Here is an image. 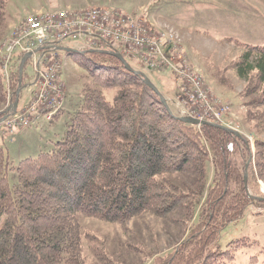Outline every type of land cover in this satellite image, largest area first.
Masks as SVG:
<instances>
[{"label":"trees","instance_id":"trees-1","mask_svg":"<svg viewBox=\"0 0 264 264\" xmlns=\"http://www.w3.org/2000/svg\"><path fill=\"white\" fill-rule=\"evenodd\" d=\"M6 1L0 0L3 29ZM224 41L242 51L231 69L248 84L240 127L255 133L254 152L244 136L179 120L116 57L67 52L84 73L64 136L16 164L0 146V264H122L115 260L118 251L83 232L82 219L123 226L146 213L163 218L178 210L191 222L172 249L146 253L152 263L232 261L230 249L214 247L220 230L253 201L264 205L243 182L249 158L248 174L264 182V138L258 137L264 130V45ZM20 59L16 54L12 61L8 86L0 74V118L8 91L17 89ZM126 242L125 248H135Z\"/></svg>","mask_w":264,"mask_h":264},{"label":"rangeland","instance_id":"rangeland-1","mask_svg":"<svg viewBox=\"0 0 264 264\" xmlns=\"http://www.w3.org/2000/svg\"><path fill=\"white\" fill-rule=\"evenodd\" d=\"M88 6L119 8L128 15L140 14L139 18L143 14L145 22L154 23L159 30H171L174 42L178 43V52L180 48L186 54L190 67L197 73H202L214 99L219 100V105L223 102L229 105L228 113L239 124L244 120L246 102L249 99L244 96V92L248 84L237 78L231 69L233 61L242 51L224 40L235 38L252 45H264V0H7L4 19L6 26H11L37 11L62 10L66 7L80 9ZM149 16L153 18L149 19ZM8 26L3 29L0 24V44L8 33L3 32ZM86 37L69 36L59 42L58 47L83 51ZM105 46V43H101L98 47L104 49ZM56 52L61 59L60 80L65 86L62 111L51 121L41 118L36 125L18 129L11 136L0 139L5 156L13 164L25 157H34L41 150H50L53 142L64 136L68 113L77 104L83 67L75 60L76 57L68 55L64 50L58 49ZM125 60L133 69L145 74L159 93L167 98L171 110L181 116L186 104L182 100L183 95H179L178 74L170 69L149 70L136 60ZM33 81V68L28 59L23 67L17 111L29 102L34 90ZM112 95V91L105 92L108 99ZM14 98L15 95L13 100ZM6 105L7 99L5 107ZM239 128L246 137L252 138L255 135L254 132L246 131L245 127ZM258 137L264 138V130L259 131ZM252 147L254 152V142ZM9 181H15L12 174ZM247 187L252 196L264 198L262 180L248 174ZM182 212L185 213L184 209ZM185 217L178 210L163 218L146 213L123 226L95 219H82V223L85 234L103 240L106 246L119 252L115 256L116 263L137 264L143 261L144 264H155L146 253L172 249L191 222ZM243 239L247 241L244 242ZM236 240L239 241L235 242ZM126 241L136 245L135 248H125L123 243H127ZM87 242L85 240L84 243L87 245ZM89 246L87 248L90 251ZM214 247L231 250L234 259L230 261L223 258L227 264H264V205L253 201L238 219L220 230ZM252 256L255 259H251ZM87 257L89 260L90 257Z\"/></svg>","mask_w":264,"mask_h":264},{"label":"built area","instance_id":"built-area-1","mask_svg":"<svg viewBox=\"0 0 264 264\" xmlns=\"http://www.w3.org/2000/svg\"><path fill=\"white\" fill-rule=\"evenodd\" d=\"M139 15L125 14L119 8L66 7L37 11L13 23L0 44V73L8 86L14 55L31 52L34 90L30 101L20 111L0 123V136H11L17 129L37 124L41 118L51 120L61 107L65 86L60 80L61 59L55 48L63 39L75 35L87 36L83 49L97 48L105 43L148 69L172 70L178 74L179 95H183L187 115L242 133L240 124L228 113L229 105L224 102L219 105V100L214 99L206 86L202 73L190 67L186 54L180 48L178 52L172 31L159 30L154 23L145 22L143 14L142 18ZM10 101L8 91L7 105ZM246 138L252 147L253 138Z\"/></svg>","mask_w":264,"mask_h":264},{"label":"water","instance_id":"water-1","mask_svg":"<svg viewBox=\"0 0 264 264\" xmlns=\"http://www.w3.org/2000/svg\"><path fill=\"white\" fill-rule=\"evenodd\" d=\"M59 50H64L65 52H70V51H74V52H77L76 50L74 49H66V48H58ZM88 53H95V52H100V53H105V54H109V55H112L114 57H116L118 60L121 61V63L123 64V66L128 70V71H131L137 75H139L144 83L150 87L160 98L162 104L166 107L167 111L170 113L171 110L169 109L168 105H167V101L166 99L164 98V96L159 93V91L157 90V88L155 87V85L150 81V79L145 75L143 74L142 72L140 71H137L135 69H133L125 60V58L115 49H112L110 48V50H96V49H91V50H88L87 51ZM30 56V53H27L25 54L21 60H20V63H19V66H18V72H19V77H18V87L15 91V98L13 100V102L3 111V116L0 118V122L3 121L7 116L11 115V114H14L16 112V109H17V105H18V96H19V92L21 90V77H22V68H23V65L26 61V59ZM179 120L185 122V123H189V124H193V125H197V124H200V125H203V124H212L218 128H221L223 130H226L228 132H232L220 125H216V124H213V123H209V122H206V121H201V122H198V120L192 118V117H188V116H179L178 117ZM233 134H235L236 136L238 137H241V135L237 132H232ZM252 159L249 158L248 161L245 163V166H244V172H243V182H244V188L246 189L247 192L248 191V187H247V175H248V165L250 163ZM254 198H256L257 200H260V201H264V198L262 197H256V196H253Z\"/></svg>","mask_w":264,"mask_h":264},{"label":"crops","instance_id":"crops-1","mask_svg":"<svg viewBox=\"0 0 264 264\" xmlns=\"http://www.w3.org/2000/svg\"><path fill=\"white\" fill-rule=\"evenodd\" d=\"M148 18L151 19V18H153V17L149 16ZM156 20H157V19H156ZM157 21H158V20H157ZM158 22H159V21H158ZM161 24H162V23H161ZM8 27H9V26H8ZM6 35H7V34H6Z\"/></svg>","mask_w":264,"mask_h":264},{"label":"bare ground","instance_id":"bare-ground-1","mask_svg":"<svg viewBox=\"0 0 264 264\" xmlns=\"http://www.w3.org/2000/svg\"><path fill=\"white\" fill-rule=\"evenodd\" d=\"M194 119H196V118H194ZM196 120H198V119H196ZM202 120H198V122H201ZM200 125V124H199ZM4 156V155H3Z\"/></svg>","mask_w":264,"mask_h":264}]
</instances>
